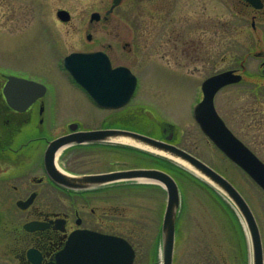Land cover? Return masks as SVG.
I'll return each instance as SVG.
<instances>
[{
	"label": "rangeland",
	"instance_id": "rangeland-1",
	"mask_svg": "<svg viewBox=\"0 0 264 264\" xmlns=\"http://www.w3.org/2000/svg\"><path fill=\"white\" fill-rule=\"evenodd\" d=\"M112 4L113 0H0V66L9 74L23 75L47 84L50 92L56 95L55 110L59 119L58 124L51 127L50 137L58 135L72 120L81 121L82 126L89 129L99 126L107 116L79 88L72 86L61 64L66 55L106 51L115 57V65L133 68L140 77L138 90L130 105L115 114L112 125H117L115 122L125 115L134 128L149 133L154 132L151 124L157 125L159 119L176 124L180 147L223 175L246 199L256 217L264 249V191L215 148L193 117L201 80L233 67L230 62L222 63L220 54L235 53L237 16L232 10L227 11L221 0H123L112 13V21L107 22L104 18L113 8ZM59 10L68 11L71 20L60 21L57 17ZM163 10L166 11V22L159 19L162 16L159 11ZM94 12L101 15V22L91 21ZM179 16L182 24L191 21V27L195 28L188 38L182 40L190 48L193 60L189 63L182 58L181 65L161 60L164 67L147 63L150 58L156 63L161 59V29L166 34L164 41L168 42L177 28L174 18ZM210 20L213 45H204L207 35L203 29ZM116 28L121 29L123 35H116ZM224 29L229 33L228 50L221 44ZM88 34L93 36L92 40L87 39ZM116 38L131 43L133 50L129 53L123 51ZM167 46L172 47V43ZM234 46L238 45L235 43ZM166 69L189 77L192 83L165 81L168 74L175 75ZM244 70L243 81L222 90L219 107L234 133L264 162V76L256 63ZM143 105L152 106L149 113L144 112ZM142 157L129 150L102 145L84 146L64 150L59 157V167L77 173H95L111 169L106 161H116L115 165L121 168L142 166L146 163ZM168 162L164 169L171 173L179 187L183 209V216H179L180 226L183 224V228L187 226L186 230L192 232L196 219L207 237L205 244L211 248L217 240L218 246L221 244L228 251L223 253L224 257L221 252L217 257L200 258L195 254L185 257L186 245L181 234L173 264H237L238 261L243 264V260L244 264H253L248 229L235 205L181 164L174 160ZM124 182L125 189L103 190L89 194L85 199L99 206L97 217L102 232L123 237L133 245L136 250L134 264H161L160 228L167 192L160 185L147 181ZM50 196L57 203L53 211H64L60 205L64 194L53 191ZM72 198L81 201L76 196ZM70 201L68 197L67 208ZM16 215L22 223L32 219L26 218L27 213L16 207L0 209V225L6 221L10 223ZM232 252L234 256H230Z\"/></svg>",
	"mask_w": 264,
	"mask_h": 264
},
{
	"label": "flooded vegetation",
	"instance_id": "flooded-vegetation-1",
	"mask_svg": "<svg viewBox=\"0 0 264 264\" xmlns=\"http://www.w3.org/2000/svg\"><path fill=\"white\" fill-rule=\"evenodd\" d=\"M221 4L224 5L227 11L232 10L238 18L237 21L239 25L235 27L237 34V36H235V43L238 46L235 47V43L233 44V50L235 51L233 54H228L226 52L220 54V61L222 63L230 62V64L233 65L232 68L219 71L201 80V85H199L200 90L197 92L200 99L203 96L201 90L202 83L214 75L226 71H233L237 75H242L244 80L242 74L245 72L244 68L256 63L264 76V0H221ZM114 11L115 9L107 13L104 20L111 22V15ZM165 12L166 11L164 10L159 11V14L162 15L159 19L161 21L165 20L166 22ZM101 21L102 17H100L98 22ZM174 22L177 28L173 31L172 38L169 37L170 39H168V42L164 41L166 34L164 29H161L160 35L162 36L160 52L162 51V55H159L161 59L159 58L157 63L154 58H150L149 60H146V62L148 61L149 63L164 67V64L160 63L161 60H168L171 65L173 62L181 65L180 61L182 58L189 63L193 60L190 54V48L188 49L186 47L187 43L185 41L182 43V40L188 38L191 35L192 30H195V28L191 27V21L190 24L187 20L185 21V24H182L180 22V16L177 18L175 17ZM210 24L211 20L207 21L206 27L203 29L205 35H207L204 45H213V28ZM224 28L227 27L224 26ZM114 33L116 35H123L121 29L118 28H116ZM222 34L223 40H221V44L226 50H228V30L224 29ZM88 38H93V36H88ZM118 40V43H120V46L126 53L133 50L131 43L116 38V41ZM170 43H172V47L167 46ZM166 47L168 48L165 50ZM109 48L112 49V46H109ZM103 52L109 57L113 68H129L137 76L139 82L140 77L132 70L133 68L125 66L124 64L115 65V57L106 51ZM209 56L211 57V55ZM166 71H170L175 75L168 74L165 81L181 82L183 84L192 83V80L189 77L181 75L179 72L169 69H166ZM9 73L10 72L8 71L5 72L0 66V209L9 210L16 207L20 212L24 211L27 213L25 216L26 218L32 219L22 223L21 218H18L19 216L16 215V218H13L11 221L9 220L10 223L6 221L0 225V264H57L58 256L66 251L69 239L74 232L89 230L114 235L100 230V218L97 217V209L99 206L90 204V202L85 199V196L103 190H112L114 188H117L118 190L125 189L124 186L127 185L124 181L132 180L116 181L96 187H88L86 189H71L60 185L54 179L52 168L48 167L46 162L47 151L53 140L75 132L79 133L84 131L135 132L154 139L162 144L174 146L192 154L187 149L180 147V144L177 142L179 135L177 134L176 124H173V122L171 123L168 120L165 121L164 118L159 119L157 125L151 124L154 128V132L152 133L144 132L136 127L134 128L132 123L129 124L130 120L127 119L126 115L119 121L115 122L117 125H112L114 122L113 119L116 116L115 114L126 109L132 100L124 106L116 109L101 107L80 85L75 82L71 76H69V78L72 86L79 88L95 104V106L101 111L107 113V116L102 119L99 126L89 129H85L82 126L83 123L81 121L72 120L65 124L64 128L58 133V135L50 137V129L58 124L57 120L59 119V113L55 110L56 95L54 96L53 93L50 92L47 84L38 82L30 77ZM12 76L40 83L45 87V90L42 93L35 88H31V86H25L26 88L17 87L14 92V102L19 109L14 108L8 103L5 94L6 84L8 79ZM224 88L215 96V107L221 116L222 112L219 107V95ZM29 98L34 99H32V101H27ZM142 107L144 110L146 109L144 112L149 113V107L152 106L143 105ZM100 145L110 149L114 148L117 150L134 151L137 154L143 155L142 159L146 163L139 167L121 168L118 165H115L116 161L110 162L104 160L110 165L111 169L95 173H77L71 170H62L70 175L81 176L90 174L104 175L137 169L157 170L171 174L164 169L166 162L169 163L165 160L164 156L149 148L137 149L133 148L131 145L118 144L105 139L82 144H72L64 150L84 146L100 147ZM63 151L56 155L57 166H59V157ZM53 191L64 194V197L61 198L62 202L60 203L61 207L65 208L62 212H54V209H52L55 207L54 205H57L56 202H53L50 196V193ZM15 196H18L17 199ZM74 196L81 201H74V198H72ZM68 197L71 198L69 208H67ZM182 212L183 209L181 207L178 217L180 215L183 216ZM104 215H106V213H104ZM180 220L179 217L176 222L174 254L178 252V243L183 239L186 245L184 250L185 257L191 256L190 254H193L192 256L195 254L200 258H205L207 256L217 257L220 252L222 253L221 256H225L223 253L227 250L224 249L221 244L219 247L217 240L211 248L205 244L207 237L196 219L193 220L192 226L194 227V230L192 232L190 229L186 230L187 226H185V228L182 227L184 226L183 224L180 226ZM32 222H39L41 224L40 226L34 225L32 228L28 227V224ZM6 227L8 229H6ZM181 234H183L184 237L180 240ZM230 256H234V252H232ZM63 257H65L62 261L63 264H71L69 256ZM237 264H239V261Z\"/></svg>",
	"mask_w": 264,
	"mask_h": 264
},
{
	"label": "water",
	"instance_id": "water-1",
	"mask_svg": "<svg viewBox=\"0 0 264 264\" xmlns=\"http://www.w3.org/2000/svg\"><path fill=\"white\" fill-rule=\"evenodd\" d=\"M121 1L114 0L113 8ZM58 16L64 21L70 19L67 11H60ZM98 18V14H93V20ZM63 63L75 81L102 107L120 108L128 103L134 95L137 85L136 77L126 68L112 69L109 59L103 53H74L66 57ZM241 78L230 71L208 79L203 85L204 98L195 107L194 117L206 136L264 190V163L230 131L214 105L216 93L228 84L239 82ZM17 83H19L18 80L11 78L6 87L8 102L14 107L16 105L11 92ZM32 84L35 85V83ZM38 86L39 90H43V87ZM115 137L129 138L136 143L180 159L223 191L236 205L246 222L253 246L254 264H264L259 228L246 200L224 177L196 157L177 147L162 144L133 132L88 131L70 134L51 142L47 151L46 162L48 167L52 168L56 182L73 189L130 179H148L163 184L168 194V201L162 225V264H173L175 226L181 201L178 185L170 175L157 170H132L104 175L71 177L60 171L55 165L56 154L71 144L95 142ZM89 238H92L90 239L91 243L88 242ZM63 256H69L71 264H134L135 252L131 245L122 238L83 232L73 235L66 252L59 256V264H63L61 260L65 259ZM92 256L96 258L88 261L87 259Z\"/></svg>",
	"mask_w": 264,
	"mask_h": 264
},
{
	"label": "bare ground",
	"instance_id": "bare-ground-1",
	"mask_svg": "<svg viewBox=\"0 0 264 264\" xmlns=\"http://www.w3.org/2000/svg\"><path fill=\"white\" fill-rule=\"evenodd\" d=\"M111 142H121V143H126V144H129V145H133V146H137V147H140V148H144V149H147L148 147H145L144 145L142 144H139V143H136L135 141L129 139V138H125V137H117V138H113V139H110ZM60 153V151L58 152V154ZM166 156L172 158L173 160H175L176 162H178L179 164H181L182 166L192 170L194 173H196L197 175H199L197 172L194 171V169L186 162L180 160V159H177V158H173L171 157L170 155L168 154H165ZM200 176V175H199ZM142 181H145V180H142Z\"/></svg>",
	"mask_w": 264,
	"mask_h": 264
}]
</instances>
